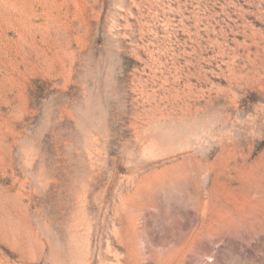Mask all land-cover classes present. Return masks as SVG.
<instances>
[{
  "label": "rangeland",
  "instance_id": "1",
  "mask_svg": "<svg viewBox=\"0 0 264 264\" xmlns=\"http://www.w3.org/2000/svg\"><path fill=\"white\" fill-rule=\"evenodd\" d=\"M0 264H264V0H0Z\"/></svg>",
  "mask_w": 264,
  "mask_h": 264
}]
</instances>
